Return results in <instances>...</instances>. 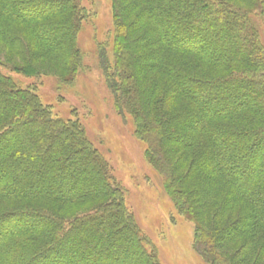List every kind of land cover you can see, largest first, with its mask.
Here are the masks:
<instances>
[{
	"label": "trees",
	"instance_id": "16d2710c",
	"mask_svg": "<svg viewBox=\"0 0 264 264\" xmlns=\"http://www.w3.org/2000/svg\"><path fill=\"white\" fill-rule=\"evenodd\" d=\"M112 6L116 100L194 219L195 250L209 264H264V0ZM83 12L76 0H0V50L32 74L37 59L63 61L67 46L80 65ZM173 144L182 175L164 148ZM108 167L81 126L0 73V264H159ZM93 199L104 202L63 214Z\"/></svg>",
	"mask_w": 264,
	"mask_h": 264
},
{
	"label": "rangeland",
	"instance_id": "374dc122",
	"mask_svg": "<svg viewBox=\"0 0 264 264\" xmlns=\"http://www.w3.org/2000/svg\"><path fill=\"white\" fill-rule=\"evenodd\" d=\"M76 1L84 11L75 32L82 55L80 65L76 60L71 62L72 49L67 46L63 61L37 59V74H32L18 57L0 50V73L11 77L19 87L34 91L51 117L83 128L108 163V183L119 191L121 203L145 237L146 250L159 264H209L194 248V219L179 210L164 186L149 142L136 132L134 114L116 100L119 94L112 83L120 78L109 75L116 59L112 0ZM251 16L261 23L258 10H252ZM164 148L170 149L168 158L177 165L176 174L182 175L186 168L179 162L182 149L175 144ZM102 202L86 201L81 207L66 208L63 214L90 212ZM231 250L224 251L228 254Z\"/></svg>",
	"mask_w": 264,
	"mask_h": 264
}]
</instances>
